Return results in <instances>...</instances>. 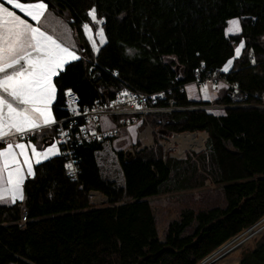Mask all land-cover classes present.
<instances>
[{
    "label": "trees",
    "instance_id": "trees-1",
    "mask_svg": "<svg viewBox=\"0 0 264 264\" xmlns=\"http://www.w3.org/2000/svg\"><path fill=\"white\" fill-rule=\"evenodd\" d=\"M43 1L56 15L69 19L80 39L82 26L90 22L88 13L95 8L107 38L97 56L85 42L83 57L54 78L55 118L67 114L59 108L67 89L77 93L81 105L108 103L123 89L170 91L186 107L209 103L192 99L180 86L191 83L201 67L222 68L228 60L235 62L227 78L249 93V102H262L264 0ZM235 18L241 20V32L228 35V23ZM241 43L244 47L237 57ZM228 103L227 93L216 101ZM150 118L167 134L207 132L206 149L197 155V162L191 164L190 156L165 157L160 146L141 149L130 161L119 154L124 185L102 174L97 153L104 142L77 148L80 182L65 175L60 155L36 163L35 176L23 185L25 200L0 203V264H197L260 221L264 108L187 109ZM41 132L42 142L50 144L54 128L45 127L30 140L36 141ZM173 177V183L187 189L212 178L221 187L225 205L184 209L161 241L148 197L166 193ZM91 190L105 194L108 202L91 203ZM25 211L27 220L22 224ZM193 224V231L183 234ZM237 264H264V239L243 252Z\"/></svg>",
    "mask_w": 264,
    "mask_h": 264
},
{
    "label": "snow or ice",
    "instance_id": "snow-or-ice-1",
    "mask_svg": "<svg viewBox=\"0 0 264 264\" xmlns=\"http://www.w3.org/2000/svg\"><path fill=\"white\" fill-rule=\"evenodd\" d=\"M6 4L13 9H19L37 25L48 9L43 0H37L35 3H21L20 0L0 2V140L16 134L34 133L54 125L56 120L52 105L57 98L54 78L59 77L62 72L66 74V65L70 70L74 66L72 62L81 59L74 45L66 44L64 39L41 30L39 26L34 27L16 11L10 10ZM88 15L93 21L102 23L97 20L95 8H92ZM229 25L227 33L241 32L239 19L229 21ZM83 27L91 40L92 29L88 24ZM67 31L65 29V33ZM99 36L100 42L105 43L102 28L99 30ZM93 47L99 51L95 49L94 41ZM243 47L241 43L240 47L236 48L237 57ZM232 63V60H228L223 71L227 72ZM66 94L71 95V89H67ZM14 149H19V153ZM31 152L37 164L59 155V149L55 145L43 152L37 151L33 146ZM18 155L23 157L28 175L35 176L33 162L24 143H8L7 147L0 151V199L9 195L13 203L17 198L21 201L24 199L21 186L25 180V170ZM66 167L74 171L71 163ZM4 173L7 174L8 187L3 186Z\"/></svg>",
    "mask_w": 264,
    "mask_h": 264
},
{
    "label": "rangeland",
    "instance_id": "rangeland-1",
    "mask_svg": "<svg viewBox=\"0 0 264 264\" xmlns=\"http://www.w3.org/2000/svg\"><path fill=\"white\" fill-rule=\"evenodd\" d=\"M0 2H5V0H0ZM21 3H35L37 1H21ZM44 2V1H43ZM46 3V2H44ZM47 4V3H46ZM7 7L10 8V10H14L17 12L18 15L21 16L22 19L27 20L29 23H31L34 27L39 26L41 30L49 32V34H52L56 37H60L61 39H64V42L66 44H71L74 45V49L77 52V55L80 57H83L85 48L84 44L87 42L93 51L94 56H97L98 52L94 50L93 43L90 41L88 38L87 33L85 32L84 27L82 26V39H80L79 35L76 32L75 27L70 23L69 19L64 18L62 16L56 15L49 7L47 9V12L45 13V16L42 17L41 22L39 25L35 21H32L30 17H27L26 14L21 13L19 9H13L12 6L7 5ZM90 17V22L84 23L88 24L89 27L92 29V36H93V41L97 44L98 48L104 44L100 42V36H99V30L102 28L103 29V20L99 19L97 16L98 21H102V23H97L96 21H93ZM239 19V18H235ZM233 20V19H232ZM231 21V20H230ZM240 21V27H241V20ZM228 23V27H229ZM227 27V28H228ZM65 29L68 31L65 33ZM104 30V29H103ZM105 33V31H104ZM232 34V33H227ZM65 37H67L65 39ZM107 40L106 34H105V41ZM96 47V46H95ZM240 47L237 46V48ZM96 49V48H95ZM242 51V49H241ZM97 54V55H96ZM253 54L252 51L249 52V56ZM241 55V53H240ZM239 55V56H240ZM235 61H233L232 65L234 64ZM231 65V66H232ZM231 66H229V70L231 69ZM225 67V66H224ZM224 67H222L224 69ZM228 70V71H229ZM227 71V72H228ZM225 72V71H224ZM225 72V73H227ZM223 70L221 71V78H223ZM223 85V87H221ZM187 92L188 96H190L192 99H199L203 101H209V103L206 104H214V105H219L216 104V101L223 97L225 93L229 95V87L224 83L223 79L218 80L216 82H211L208 83L207 85H197L195 83H189L187 86ZM205 88H207V91L205 92ZM54 104V103H53ZM193 105V104H192ZM204 104H199V106H203ZM264 105V103H263ZM190 108H194L193 106ZM197 109H204V108H198ZM224 108H215V109H210L213 112H219L220 110H223ZM173 109H169L167 111H171ZM191 110V109H189ZM52 111L54 115V110H53V105H52ZM173 113V112H171ZM169 112H160V113H153L148 115L147 119L142 123L140 126L142 129H145L147 126H150L153 130V134L157 143V146L152 149L155 150L158 146L162 147V150L164 149L165 155L167 157H174L178 160H185L188 158V156L192 157V161L190 163L197 162L196 158L197 155L206 149V141L209 137V134L205 131H197L195 133H206L207 137L205 139L204 147L201 149H196V148H190L189 146L184 148L183 153L180 155L178 154L179 150V143H177V137H175L177 132L174 134H167L165 133L162 128L159 125H155L152 123L150 120L152 115H168L171 114ZM109 120L108 118L102 117V121ZM40 130L34 132L38 133ZM44 132V131H43ZM43 132L39 133L37 135V139L35 140H30V139H20L16 140L15 138L8 139L6 142L4 140H0V143H3V146L0 145V151H2L4 148L7 147L8 143H13L19 144V143H24L27 146V150L29 153V157L33 162V170H34V165L35 163V157L32 155L31 148L35 146L37 151L43 152L47 150L49 147H52L55 145L56 148H58V145L56 141H54L51 144H44L42 142L41 137L43 136ZM136 141V129L135 127H131L129 130H125L122 132L121 136L118 138L112 140V141H107L104 142V148L103 150L99 151L98 154V162L99 165L101 166L102 169V174L105 178L110 179L111 181H114L117 185H124L125 183V177L123 174V170L120 164L119 160V151H121L123 148H126L128 145H130L132 142ZM166 141L170 144H172V148L165 144L162 145L161 142ZM59 149V148H58ZM149 150V149H148ZM17 153H19V149H14ZM18 159L21 162L22 168L25 170V180L28 178H31V175H28L27 173V165L23 164V157L18 155ZM174 175V174H173ZM7 174L4 173V187H8L7 182ZM24 180V182H25ZM175 180V177H173L166 186V193H162L159 196H150L148 197V201L150 202L152 211L155 215L156 218V226H157V231H158V236L161 241H165L167 238L169 226L171 222L178 220L180 218V214L184 209L187 208H192L195 211H199L200 209H205V208H210L213 205H225V200H224V195L221 190V187L217 186V184L213 181L212 178L207 177L205 180V183L202 185H196L190 187V188H179L178 182L173 183ZM24 185V183H23ZM23 185L22 187V193L24 196V191H23ZM105 195V194H104ZM106 198V196H105ZM25 200V197L22 201ZM16 201H21L17 198ZM107 201V198L105 202ZM104 202V203H105ZM108 202V201H107ZM106 202V203H107ZM0 203H6V204H11L12 198L9 195H5L3 199H0ZM103 203V204H104ZM102 205V204H98ZM196 224H193L189 226L183 234H188L189 232H192L193 229L195 228ZM254 229V233L250 234L248 232L249 229L251 228ZM247 228L243 233L235 236L234 238H238V240L231 245L225 252L219 254L217 256L215 261L214 259L209 260L205 264H237L240 262V259L242 258L243 252L255 248L259 242L263 241L264 239V216L258 221V223L250 226ZM232 238V239H234ZM231 239V240H232ZM229 240L228 242H230ZM227 242V243H228ZM225 243V244H227ZM224 244V245H225ZM222 245V246H224ZM221 246V247H222ZM219 247V248H221ZM218 248V249H219ZM217 249V250H218ZM216 251V250H215ZM214 252H212L210 255H212ZM208 256V257H209ZM207 258V256L199 261L197 264H202V261H204ZM210 262V263H209ZM204 264V263H203Z\"/></svg>",
    "mask_w": 264,
    "mask_h": 264
},
{
    "label": "built area",
    "instance_id": "built-area-1",
    "mask_svg": "<svg viewBox=\"0 0 264 264\" xmlns=\"http://www.w3.org/2000/svg\"><path fill=\"white\" fill-rule=\"evenodd\" d=\"M251 57L253 58V54H251ZM222 70L223 68L206 69L203 66L196 72V77L191 83L207 85L208 83L223 79L224 83L229 87L228 96L230 99V103L223 105L205 104L199 106V104H193L187 107L182 106L175 98L170 96V91L150 93L134 89H123L115 94L112 101L107 103L96 100L92 105H81L79 96L73 91H71V95L65 94L64 103L59 108L66 111V116L55 118L56 123L48 126V128H54L53 141H56L59 155L63 159L65 175L73 181H81V157L77 153L79 146L93 142H110L121 136L123 131L129 130L133 126L136 129V141L119 151L124 160H134L137 152L141 149H154L157 143L152 128L150 126H147L145 129L140 127L150 114L163 111L171 113L178 110L197 109V106L206 110L250 106L264 108V94L261 95V103L254 104L255 102H249V93L244 92L236 83L231 82L227 78V73L223 71V78H221ZM188 84L181 85L180 90L182 92L185 91ZM255 96L258 98V95ZM192 106L194 108H190ZM169 109L173 110L167 111ZM102 117L109 120L102 121ZM195 132L197 131H183L177 132V134L174 132V134L177 137L187 133L197 134ZM33 134H16L3 140L6 142L11 138H15L16 140L30 139ZM179 142L177 139V143ZM161 144L164 146L167 144L172 148V144L166 141H162ZM178 154H181L179 150ZM165 157L167 156L165 155ZM69 163L73 165L74 171L66 167ZM88 195L90 202L95 205L99 203L103 204L106 198L108 201V197L98 190H91ZM26 215L27 212L25 211L21 220L22 224L27 220Z\"/></svg>",
    "mask_w": 264,
    "mask_h": 264
},
{
    "label": "bare ground",
    "instance_id": "bare-ground-1",
    "mask_svg": "<svg viewBox=\"0 0 264 264\" xmlns=\"http://www.w3.org/2000/svg\"><path fill=\"white\" fill-rule=\"evenodd\" d=\"M105 35V33H104ZM92 43H93V36H92V39H91ZM95 42V41H94ZM95 48L96 49H99L97 44L95 43ZM207 137V134L204 132V133H198V134H191V133H187V134H184L182 136H177V139L180 141V146H179V152L180 153H183L185 152L184 151V148L186 147H194V148H198V149H201L203 148L205 145V139ZM254 227L249 229L248 232H250V234H253L255 231H254ZM238 240V238H234L232 239L230 242H228L227 244H225L224 246H222L221 248H219L218 250H216L212 255H210L209 257H207L204 261H202V264L208 262L209 260L211 259H214L216 258L217 256H219V254L225 252V250H227L231 245H233L236 241ZM234 246V245H233ZM216 259H214L213 261H215ZM210 263V262H209ZM201 264V263H200Z\"/></svg>",
    "mask_w": 264,
    "mask_h": 264
},
{
    "label": "water",
    "instance_id": "water-1",
    "mask_svg": "<svg viewBox=\"0 0 264 264\" xmlns=\"http://www.w3.org/2000/svg\"><path fill=\"white\" fill-rule=\"evenodd\" d=\"M106 42H107V40H106ZM106 42H105V43H106ZM105 43H104L103 45H105ZM103 45L100 47V49L103 47ZM100 49H99V50H100ZM49 143H50V144L53 143V139H52ZM250 228H251V227H250ZM214 252H215V251H214ZM208 256H209V255H208ZM208 256H207V257H208Z\"/></svg>",
    "mask_w": 264,
    "mask_h": 264
}]
</instances>
